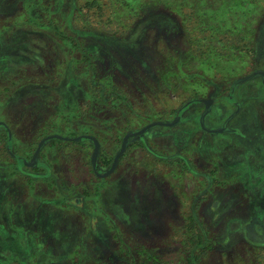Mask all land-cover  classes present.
I'll return each instance as SVG.
<instances>
[{
	"label": "rangeland",
	"instance_id": "obj_1",
	"mask_svg": "<svg viewBox=\"0 0 264 264\" xmlns=\"http://www.w3.org/2000/svg\"><path fill=\"white\" fill-rule=\"evenodd\" d=\"M77 2L82 13L78 16L76 25L83 27L86 23L98 34L77 33L78 42L69 54L74 59L83 60L81 46L85 51L91 49L96 52L97 56L89 55L96 59V64H93L97 75L101 77L108 76L109 70L114 68L111 59L119 62V67H122L114 77V82L109 84L122 89L127 100L121 99L126 126L117 142L107 148L113 161L121 149L123 135L129 129L128 132H132L133 129L140 130L154 121H173L180 108L188 106L199 96L206 97L212 93H218L219 97L225 95L231 91L235 79L264 67V58L259 52L260 34L264 30V0ZM8 3V17L0 21V26L17 28L21 25V0H8ZM62 20L59 23H65ZM53 25L55 24L50 25L52 29L55 28ZM81 76H84L83 73ZM11 77L16 79L12 86L10 80L5 81L7 87L4 89V85L0 83V121L7 120L16 130H13L8 142L7 131L0 128V204L7 206L21 202V186L35 183V186L42 188L49 182L21 175V162L16 159H21V155H25L27 151L31 156L38 143L32 149L31 146L21 148V110L16 107L17 99L7 97L10 90H16L21 84V80L16 76ZM108 97L110 96L107 95ZM59 105L60 101L57 103ZM154 128L160 133L173 131L165 126ZM166 136L173 137V144L167 143L166 137L162 136L153 141L145 137L130 139L132 149L122 166V173L127 174L125 181L129 183L132 179L141 182L142 179L151 177L159 187V192L156 189L154 192L144 191L140 194L138 223L128 218L121 219L119 209L125 211L124 205L120 203L121 198L118 196L117 200L114 196L110 197L117 189L114 184L109 187L110 190L91 197L93 204L98 200L104 201L105 197L107 201H119L109 204L110 211L106 212L101 206H97L99 203L92 206L97 215L98 211L100 215L107 213L104 226L108 229V218L109 226L111 224L107 240L71 253L74 240H69L68 233H60L54 229L51 235L59 240L57 244L60 243L57 250L50 244L48 251L38 253L37 259H33L26 257L27 250L34 243L32 245L33 241L29 238L28 243L23 242L28 234L15 222L16 217H19L16 211L11 214L10 211L2 213L1 210L0 264H264L263 249L257 243L248 244L240 229L223 228L216 223L211 227V214L202 211L200 206L205 199L202 193L208 194L212 185L216 189L218 181H207L206 184V181L201 180L199 191L195 179L198 175L195 176L193 171L196 169L198 173L204 172L193 163L194 157L190 160L191 167L195 169L186 168L185 171L179 170L176 165L170 170L161 169L153 158L152 146L155 151H164L168 156L175 153L174 145L181 140H187L191 145V148L186 147L187 152L193 151L196 146L201 151L202 146L195 144L192 137L193 131L180 123L172 134ZM159 145L162 150L157 147ZM80 150L74 164L80 165L81 155L90 156L92 152L91 149L88 150L87 155V150L83 153ZM151 171L156 172L158 179L151 176ZM90 179L98 183L92 186L91 191L95 192V189L102 186L99 182L103 179L95 174ZM24 192L28 193L26 188ZM75 193L77 192L72 193L74 196L68 203L78 198L82 204L85 196L90 194L85 187L78 194ZM122 197L123 201L127 198L126 207L131 209L128 213L134 216L131 196L123 194ZM241 199L239 196V200ZM104 206L108 208L107 205ZM113 214L121 219L115 220L114 225ZM230 214L231 212L227 215L230 217ZM97 215L93 217V225L101 223ZM149 218H154V221L148 220ZM52 219L54 214L49 216V224ZM151 223L152 226H148ZM223 223L225 221L220 220L219 224ZM44 241L47 243L48 238ZM40 244L41 242L38 246Z\"/></svg>",
	"mask_w": 264,
	"mask_h": 264
},
{
	"label": "crops",
	"instance_id": "obj_2",
	"mask_svg": "<svg viewBox=\"0 0 264 264\" xmlns=\"http://www.w3.org/2000/svg\"><path fill=\"white\" fill-rule=\"evenodd\" d=\"M66 2L67 0H21V25L17 28H12L10 25L0 26V83L4 85L2 86L4 89L7 87L5 81L10 80V86L14 84L13 80L16 79H12L11 76L21 80L16 90H10L7 96L11 100L17 99L16 107L21 110V148L31 146L32 149L35 144L53 134L68 138L92 135L100 142V155H103L104 149L110 143L107 135H115L121 131V122H125L126 119H123L124 113H120L104 98L97 96L88 80L67 63L69 48L63 45L64 42L59 40L53 29L51 33L47 29L49 13L51 15L64 13L62 5ZM9 8L8 0H0V21L8 17ZM259 42L261 47L259 52L264 58V30L260 34ZM113 75L114 73L110 72L108 76H103V79L114 82ZM1 78L4 80L1 81ZM233 100L241 105L237 112L234 103L225 98H219L215 102L214 107L205 117L208 131L203 129L204 115L200 117V106L187 111L176 125L155 126L170 127L174 131L181 123L183 127L193 131L195 144L201 145L202 149L199 151L196 146L193 151L187 152L185 147L184 155L197 159L199 169L204 173H207L209 168L202 161L218 164V171L213 172L218 177L216 179L219 181L218 187L215 189L213 185L211 186L208 193L211 198L202 201L204 203L200 209L211 214V227L216 220H224L225 223L217 226L240 229L245 241L248 244L257 243L263 249L262 255H264V86L261 78L256 77L248 83L240 84ZM58 101H60L59 106H57ZM11 126L7 120L0 121V128L12 133L16 130ZM155 126L146 131L144 136L151 141L159 136L168 140L169 136L166 135L172 134L173 131L160 133L154 128ZM226 127L228 128L224 131ZM215 129H223V131L215 132L213 131ZM201 132H203L202 139ZM92 144L94 142L89 138L78 141L50 138L41 147L39 153L42 158L39 161L50 164L51 169L47 170V174L51 173L54 179H50V176L43 177L49 182L42 188L35 186V183L21 186V202L17 205L11 204V208L19 216L16 217L15 222L25 234H28L23 242L28 243L27 238H29L33 241L32 245L34 243L32 248L27 250L26 258L37 259L38 253L48 251L50 244H53L57 250L60 243L57 244L59 240L51 235L54 229L60 233H68L69 240H74L71 253L107 240L111 228L109 218L106 221L109 232L104 226L107 213L100 215L98 211L97 215V211L93 210L92 206L99 203L97 206H101L105 212L110 211L109 204L119 202L117 201L119 196L125 211L130 212L131 209L126 207L127 198L123 201L124 197H121L123 187L128 191L123 194L126 197L129 194L131 199L135 195V202L132 206L134 216L120 208L121 219L128 218L138 223L137 213L141 206L142 188L136 189L129 183L121 184L120 181L117 182L115 176L112 179L104 178L99 182L102 183L99 194L110 190L109 187L116 184L117 189L110 197L114 196L117 200L107 201L105 197L104 201L98 200L93 204L91 197L98 194L91 191L92 186L97 184V181L90 179L93 173L89 164L88 150H92ZM187 146L191 148L189 143ZM77 147L87 150L88 155H81L80 165L74 164L79 153L75 150ZM82 187L87 188L90 194L85 196L84 202L79 204L81 206L75 207L73 202L68 203V200L74 196L72 193L75 191L77 192L75 194H78ZM25 188L28 193L24 192ZM239 196L242 197L241 200ZM2 204L0 205L2 213L11 211L10 206L4 205L3 209ZM91 212L98 216L101 223L92 224L94 215ZM229 212L231 219L227 215ZM53 214L54 219L49 224V216ZM219 214L222 215L218 216ZM113 217V225L115 220H121L115 214ZM151 218L148 220L154 221V218ZM156 219L158 220L159 217ZM165 221L168 223L167 220ZM148 226H152V223ZM46 238H48L47 243L44 241Z\"/></svg>",
	"mask_w": 264,
	"mask_h": 264
},
{
	"label": "flooded vegetation",
	"instance_id": "obj_3",
	"mask_svg": "<svg viewBox=\"0 0 264 264\" xmlns=\"http://www.w3.org/2000/svg\"><path fill=\"white\" fill-rule=\"evenodd\" d=\"M78 0H69L68 2L64 3L62 5V9L64 11V13H53L52 15L49 13V18L47 20V22L49 21L50 23H47V29L50 31L52 28L50 27L51 24H55L53 25L55 28H53V30L56 32V36L59 38L60 41H63L64 44L63 45H67V47L69 48V51L70 50H73L75 47H76V44L78 42V37H77V33H94V34H98L97 31L95 30H91V28L89 27L88 24L84 23V26L83 27H79L76 25L77 23V19H78V16L82 13L80 11V5L79 3L77 2ZM62 11V12H63ZM56 17V18H55ZM58 18V19H57ZM60 19H63L62 21H65V23H59V20ZM81 31V32H80ZM83 34V35H84ZM62 44V43H61ZM80 52H81V57L83 60H78V59H74L73 56L71 54H69L68 58H67V63H69L75 70L76 72L81 75L83 73L84 78H86L88 80V82L91 84V86H93V91L94 93L97 95V96H101L102 93L107 89L108 93L107 95L110 94V97L107 98V95L104 97V96H101V98H104V100L111 106L113 107L114 109H116L117 111H119L120 113H124L123 114V119L125 120L126 119V116H125V111L124 109H121V106L123 104H121V99L124 98L125 99V96L122 94L124 91L120 88H117L118 90H115V92H113V89L112 87H114L113 85H109L111 81H106L101 77V76H98L97 75V72H96V69H95V66L94 64H96L95 60L94 59V56H97V53L96 52H93L91 51V49H87V51H85V49L81 46V49H80ZM94 54L93 57H90V55ZM100 59V58H99ZM94 62V64H93ZM100 62V61H99ZM109 62V60H108ZM111 62L114 66L113 69H110L109 72H113L114 75L113 77H115L117 75V73L119 72V70L122 68L121 66L119 67V62L115 61L114 59L112 60L111 59ZM110 63V62H109ZM87 74V75H86ZM256 77H260L261 78V81L263 83V86H264V67L263 68H260V69H256L254 72H252L250 75H247V76H244L242 78H238V79H235L232 83V86H231V91L228 92L227 94L225 95H221L219 97V94L218 93H212V94H209L207 95L206 97H203V96H199L196 100H194L192 103H190L188 106H184L182 108H180L177 112H178V115L176 116V118H178V123L179 121L181 120L182 116L185 115V113L187 111H190L193 109L196 108V107H199L200 106V117L202 115H204V117L202 118V121L204 123V126L205 128H203L205 131H208L209 127L207 126V123H206V120H205V117L210 113V111L212 110V108L214 107V104L216 101L219 100V98H225L226 100H229L230 102H233L234 105H235V112H237L240 108H241V105L240 103H238L236 100H233V97H234V93L236 92L237 90V87L240 85V84H243V83H248V81H251L252 79L256 78ZM113 93V94H112ZM125 94H126V90H125ZM125 101H127L125 99ZM207 105H209V108H207ZM124 121L121 122V131H119L118 133H116L115 135H107V139L110 140V143L108 144V149L109 147L113 146L114 143L117 142V139L120 137V133H122L124 127L126 126L125 123H123ZM177 123V124H178ZM226 126H227V123H226ZM50 128V127H49ZM228 127H226L224 129L227 130ZM7 131V140L8 142L10 141L11 139V131L5 129ZM141 130V129H140ZM51 131V130H50ZM126 131V130H124ZM130 131V129L128 130ZM126 131V132H128ZM136 131H139V130H136ZM135 129H133L132 132H136ZM126 132L125 134L123 135L125 137L126 135ZM148 132V131H147ZM147 132H145L144 134H141V135H136V136H131L127 142V146L125 148V151L123 152V154L120 156L119 160H118V163L116 165V168L114 169V171L107 175L106 177H100L96 174L93 166H92V154H93V150H94V144H92V152L90 154V168H91V171L93 174H95L96 177H99L101 179H106V178H110L112 179L114 176H115V179H117V182H121V184H128V182L125 181V179L127 178V174L125 173H122V166H123V162L124 160L128 157L132 147H131V144L132 142L130 141L131 138L133 137H142L145 139L146 136H144ZM130 133V132H128ZM127 133V134H128ZM49 134V133H48ZM202 136H203V132H201L200 134V137L202 139ZM123 137V139H124ZM173 137H169L167 142H171L173 144V142L175 140L172 139ZM199 136H198V140H199ZM148 140V139H147ZM123 142V140H122ZM183 142L185 143L183 145ZM39 143V142H38ZM189 143V142H188ZM187 143V140H181V141H178L177 145H174L175 146V153H173L172 155H166L164 151H161V152H158V151H155V147L152 146V151L148 148V146H146L147 149H149L153 154V158H155L157 161L158 164H160V168L161 169H169V168H172L174 167L175 165L177 166V168L181 171H185L186 168H192L193 170L195 169L194 167H191V160L190 158L191 157H187L185 156V147H188ZM75 144H78L80 145V143H75ZM38 146V144H37ZM37 146L34 148V152L32 153L31 156H29L28 154V151L27 153H25V155H21V159H16L17 161L21 162V174L24 175V177H27V178H32L34 180H44L43 177H49L50 176V179H54V176L53 175H50L51 173L47 174V170H50L51 169V166L50 164H48L47 162L46 163H40V158H42L41 153H39V155H37L36 157V160L37 162L34 164V165H29V163L32 162L33 160V156L36 152V149H37ZM159 149H161L162 147L160 146H157ZM104 149V154L102 155H99L98 157V161H97V165H96V168H97V171L100 172V173H105L106 171H108L113 164L112 162L113 159L111 160V157H110V151L108 149ZM77 153L78 151L80 150L79 147H77ZM162 150V149H161ZM83 152H85L84 150H80ZM82 157V156H81ZM80 157V158H81ZM115 159V157H114ZM203 164H206L209 168V171L207 173H204V174H201L196 172V169L194 172L195 176H197V178H195L197 181H196V186L198 188V190L200 191V182L201 180H204L206 181V184H207V181L208 182H211V181H217L216 179H218V177L215 176V174H213V172H217L218 171V164L215 163V162H206L204 163V161H202ZM195 165H197V167H199V163H197V159H194V162H193ZM211 167V169H210ZM26 168H29L28 170H30L31 172L29 173H25L24 171H26ZM170 170V169H169ZM36 175H35V174ZM151 176L156 179H158V176L156 175V172L154 173L153 171H151ZM114 175V176H113ZM36 177V178H34ZM151 177H146V179H142L141 182H138V181H135V180H132L130 179V182L129 184L134 186L136 189L138 188H142L140 190V192L144 193V191L146 192V190L149 192V191H152L154 192V190L157 189V191L159 192V187L157 186V184L155 185L154 184V180H151L149 179ZM143 180H145L146 182H142ZM148 181H151V182H148ZM98 184V183H97ZM218 184H219V181H218ZM98 186V185H97ZM101 188L102 186L99 188V189H95V194H99V192L101 191ZM128 192L127 191V188L126 187H123L122 188V191H121V197L123 195L124 192ZM81 192V191H80ZM83 194V193H82ZM201 195V194H200ZM199 195V196H200ZM129 196V194H128ZM198 198H201L199 197ZM202 196H203V199L204 200H207L208 198H211V196H208V194H206V192L202 193ZM75 201L73 202L74 206L75 207H80L81 204L79 201L80 199H74ZM200 201V199H199ZM198 201V202H199ZM134 202H135V195L133 196V199H131V203L132 205L131 206H134ZM140 202H141V199H140ZM1 205V204H0ZM5 204H3L2 208L4 209ZM123 205V204H121ZM127 205V204H126ZM215 205V203H214ZM10 206V209L11 211L10 212H13V208H11V204L9 205ZM214 208H217V206H214ZM128 212V211H127ZM129 214V213H128ZM222 214H219L218 216H221ZM185 216V214H184ZM216 216V217H218ZM220 218V217H218ZM217 218V219H218ZM220 220H216L214 223L219 224Z\"/></svg>",
	"mask_w": 264,
	"mask_h": 264
},
{
	"label": "water",
	"instance_id": "obj_4",
	"mask_svg": "<svg viewBox=\"0 0 264 264\" xmlns=\"http://www.w3.org/2000/svg\"><path fill=\"white\" fill-rule=\"evenodd\" d=\"M207 108H209V105H207ZM178 123V118L174 119L173 121H154V122H151L149 123L148 125H146L145 127H143L141 130L139 131H136V132H130L128 134L125 135L124 139H123V142H122V146H121V149L120 151L117 153V155L115 156V159H114V162L112 164V167L106 171L105 173H100L97 171V168H96V165H97V161H98V157L100 155V149H101V144L100 142L98 141V139L95 137V136H92V135H79V136H76V137H73V138H68V137H63L59 134H53V135H50V136H47L45 137L44 139L41 140V142L39 143V146L33 156V160L31 163H29V165H34L37 160H36V157L41 149V147L44 145L45 141L47 139H50V138H64V139H68V140H75V141H78V140H81L82 138H89L91 140H93L94 142V150H93V154H92V166L96 172V174L100 177H106L107 175L111 174L114 169L116 168V165L118 163V160L120 158V156L123 154V152L125 151V148L127 146V142L129 140V138L131 136H136V135H141V134H144L146 131H148L151 127L155 126V125H166V126H173V125H176ZM215 132H221L223 131V129H215L213 130Z\"/></svg>",
	"mask_w": 264,
	"mask_h": 264
},
{
	"label": "trees",
	"instance_id": "obj_5",
	"mask_svg": "<svg viewBox=\"0 0 264 264\" xmlns=\"http://www.w3.org/2000/svg\"><path fill=\"white\" fill-rule=\"evenodd\" d=\"M112 89H113V92H115V90H118L117 88H115V87H112ZM108 90L106 89L103 93H102V95L101 96H106L107 95V92ZM113 94V93H112ZM109 96H110V94H109ZM122 99H124V98H122Z\"/></svg>",
	"mask_w": 264,
	"mask_h": 264
}]
</instances>
